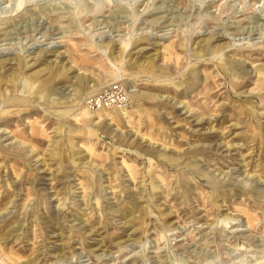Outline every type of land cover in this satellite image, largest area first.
Wrapping results in <instances>:
<instances>
[{"label": "rangeland", "instance_id": "1", "mask_svg": "<svg viewBox=\"0 0 264 264\" xmlns=\"http://www.w3.org/2000/svg\"><path fill=\"white\" fill-rule=\"evenodd\" d=\"M0 264H264V0H0Z\"/></svg>", "mask_w": 264, "mask_h": 264}, {"label": "built area", "instance_id": "2", "mask_svg": "<svg viewBox=\"0 0 264 264\" xmlns=\"http://www.w3.org/2000/svg\"><path fill=\"white\" fill-rule=\"evenodd\" d=\"M126 95L124 91L119 87H113L107 92L100 95L94 102L96 108H109L111 106H119L124 104Z\"/></svg>", "mask_w": 264, "mask_h": 264}]
</instances>
